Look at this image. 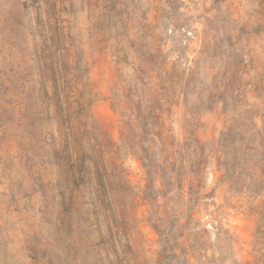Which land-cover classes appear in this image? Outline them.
<instances>
[{
	"label": "rangeland",
	"instance_id": "1",
	"mask_svg": "<svg viewBox=\"0 0 264 264\" xmlns=\"http://www.w3.org/2000/svg\"><path fill=\"white\" fill-rule=\"evenodd\" d=\"M0 264H264V0H0Z\"/></svg>",
	"mask_w": 264,
	"mask_h": 264
},
{
	"label": "trees",
	"instance_id": "2",
	"mask_svg": "<svg viewBox=\"0 0 264 264\" xmlns=\"http://www.w3.org/2000/svg\"><path fill=\"white\" fill-rule=\"evenodd\" d=\"M56 94L59 96L58 89H56ZM56 106L62 109L61 108L62 106L60 104H57ZM60 113H62V110ZM60 117L63 125H66L65 127L66 132H71L72 127L70 121L67 118H65L64 114H61ZM64 150H66L65 156H63L59 152H56L55 154L56 163L59 166H61V159L67 160L66 162L70 163L71 169H73V171L71 172V178H72V183L75 185V188L80 189V186L83 185L84 191L91 195L90 203L94 207H96V196L94 195L95 184L99 185L100 192L104 200V205L108 209L112 210V200L110 198L106 180L99 167V162H98L99 156L95 151L94 147L92 145H89L84 150L74 152L75 150L73 148L70 149L68 148V146L65 145L63 151ZM77 161L79 162L78 164H76ZM59 186L61 188V195H63L64 197L65 192L61 181H59ZM96 224L99 226V222H96Z\"/></svg>",
	"mask_w": 264,
	"mask_h": 264
}]
</instances>
